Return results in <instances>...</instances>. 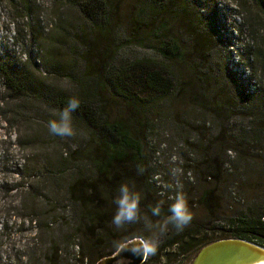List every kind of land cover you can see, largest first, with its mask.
Returning a JSON list of instances; mask_svg holds the SVG:
<instances>
[{
	"label": "rangeland",
	"instance_id": "374dc122",
	"mask_svg": "<svg viewBox=\"0 0 264 264\" xmlns=\"http://www.w3.org/2000/svg\"><path fill=\"white\" fill-rule=\"evenodd\" d=\"M190 1H174L159 20L167 24L170 36L188 50L192 48V40L201 44L205 39V25L219 29L220 40L209 60L205 50L201 60L199 49L196 59L188 60L198 66L210 61V74L217 79L210 78L204 86H193L187 78L188 66L173 67L182 82L185 80L191 86L185 87L179 98L164 103L161 114L153 117L156 128L146 140V155L157 172L153 176L158 177L157 183L173 182L170 191L176 192L172 169H179L176 178L183 182V177L193 178V189L186 197L195 223L208 225L218 220L222 226L223 222L238 217L246 206L264 205V123L234 119L228 124L231 129L219 133L224 121L214 113L202 114L198 109L200 106L215 109L217 94L232 90L225 76L236 86L253 75V70L241 63V52L246 47V56L247 48H255L264 38V15L251 0H198L192 4L195 10ZM113 5L118 32L122 29L120 32H127L131 17L138 11V0H114ZM202 12L209 14L208 17L213 15L214 21L208 18L204 24L199 17ZM80 19L78 10L63 0H0V59L15 64L27 82H43L40 92L52 91L56 95L72 90L66 79L49 78L45 66L46 61L71 66L66 62L73 59L68 33L74 32L73 27L80 25ZM135 51L151 55L149 50ZM257 81L264 90V71ZM109 105L113 111L124 114L122 102H109ZM53 109L56 108L30 97L11 98L0 82V264L97 262L90 259L93 252L87 245L102 232L98 231L96 237L84 235L87 231L75 217L76 206L70 200L73 195L85 194L88 184L85 187L80 184L73 194L68 189L74 179L86 176V163L74 161V153L78 159L82 155L86 160L83 155L89 151L97 154L100 151L89 142L83 124L72 121L76 133L72 137L52 135L48 122L56 118ZM124 115L129 116L126 111ZM228 145L234 150L225 149ZM215 153L219 155L218 161H212ZM211 171L214 177L223 178L203 184L199 177H207L206 172ZM132 188V191L137 189ZM208 189L217 192V198L213 196L208 204L216 214L213 220L208 218V208L196 203L201 192ZM117 195H105V205L113 212L108 223L112 231L122 233L125 226L133 227L134 239H139L137 234L156 237L157 232L170 228V224L164 226V221L158 225L151 223L149 227L143 219L145 215L140 213L139 221L117 229L112 224ZM199 251L187 254L183 263L191 264ZM170 262L163 257L159 264H177Z\"/></svg>",
	"mask_w": 264,
	"mask_h": 264
},
{
	"label": "trees",
	"instance_id": "16d2710c",
	"mask_svg": "<svg viewBox=\"0 0 264 264\" xmlns=\"http://www.w3.org/2000/svg\"><path fill=\"white\" fill-rule=\"evenodd\" d=\"M63 1L76 8L81 18L80 25L73 27L74 32L68 33L70 34L68 38L72 42L70 54L73 59L66 61L70 63V67H64L63 62L55 65L46 61L45 73L53 80L66 79L72 90H64L56 95L52 91L40 92V88L44 86L43 82L38 80L27 82L17 72L15 64L2 59L0 82L13 99L30 97L57 110L67 106L69 97L79 98L80 107L72 113V121L83 124L89 142L98 148L100 153L89 151V154L83 155L86 160L82 159V155L78 159L74 153L72 156L74 161L86 163L84 165L86 176L74 179L68 191L73 194L77 186L81 184L85 187L84 184H88L85 194L73 195L70 200L76 206L75 217L79 223H83L87 231L84 235L96 237L98 231L102 232L99 237L91 238L87 245L93 252L90 259L97 261L95 263L97 264L110 257L121 245L134 239L133 227L130 229L125 226V230L118 233L108 226L113 212L105 205L107 204L105 195L110 194L113 197L118 194L121 184L127 183L129 188H137L136 191L141 196L140 213L147 216L153 225H158L169 215L168 207L173 201L168 197L174 196L175 191H170L164 182L157 183L158 179L153 177L157 172L150 165L151 160L147 158L146 140L155 132L153 117L161 114L162 105L173 98H179L182 90L191 86L185 80L182 82L173 67L188 66L187 78L192 81L193 86L195 84L204 86L211 80L210 78L217 79L210 74L208 60L220 40V33L219 29L212 25L208 24L207 27L205 25V39L201 40V44L192 40V48L184 49L170 36L167 24L159 20V16L167 13L177 0H138V11L131 17L127 32L126 30L120 32L123 29L118 32L119 27L114 22L117 20L113 9L114 0ZM197 1L191 0L189 5L197 4ZM251 1L264 15V0ZM208 16L209 14L205 15V12L199 15L204 24L205 19H212V22L215 19L213 15ZM62 29L64 30L63 27ZM32 30L33 28L31 32ZM252 34L256 35V31L252 30ZM198 49L201 51V60L204 50L205 53H209L207 62L205 60L206 63L201 66L190 64L188 61L196 59ZM135 50L143 52L149 50L151 55ZM245 51L246 47L244 52H241L243 53L241 63L252 69L253 75L246 82L240 85L237 83L236 86L232 79L224 75L232 90L217 94L218 101L215 109L213 108L214 111L208 110L205 106L198 109L202 114L214 113L224 121L219 126L221 128L219 133L228 128V124L234 119H251L256 123L257 121L264 123V90L257 81L261 79V72L264 71V38L255 48L249 46L246 56ZM220 83L225 82L219 81ZM200 95L203 99V94ZM109 102H122L129 116L124 115L125 111L124 114L113 111ZM215 138L217 136L213 138L216 141ZM225 149L234 150L232 145L226 146ZM218 159L219 155L215 153L212 161ZM137 165L144 168L143 174L139 173ZM214 175L211 171L206 172L207 177L199 178L203 184L223 178ZM183 179L185 182L179 181L186 195L192 191L191 184L194 181L193 178L191 181L187 177ZM161 193L164 195H160ZM215 193L217 194L215 189L204 190L196 200L197 205L208 208V218L212 220L216 214L208 204ZM160 200L164 201L162 213L160 217H156L151 214L150 206H154ZM218 222L220 221L215 220L208 225H199L191 220L182 231H177L171 225L168 230L157 232V252L148 255L144 264H159L163 257L168 262L184 264L183 259L187 254L222 239H242L264 248V205L252 203L246 206L238 217L223 222L222 226ZM137 235L139 239L145 237ZM81 253L84 255V250Z\"/></svg>",
	"mask_w": 264,
	"mask_h": 264
},
{
	"label": "clouds",
	"instance_id": "9594fccd",
	"mask_svg": "<svg viewBox=\"0 0 264 264\" xmlns=\"http://www.w3.org/2000/svg\"><path fill=\"white\" fill-rule=\"evenodd\" d=\"M80 107V100L76 96L68 98L67 106L63 109H53V115L56 117L48 122V129L52 135L60 137H72L76 133L72 127V113ZM140 174H143L144 168L137 165ZM179 174V169H172V176L175 180L176 192L174 196L168 198L173 202L168 207V213L164 217V226L172 225L177 231H182L193 219V214L189 209L188 201L182 188L183 185L176 177ZM158 179V177H156ZM166 187H173L172 184ZM160 195H164L161 193ZM140 200L141 196L138 192L132 191L127 183L120 185L118 195L114 203L116 212L112 219V224L117 228H122L125 224L137 222L141 219L140 215ZM163 200L158 201L154 206H150V211L153 216L160 217L162 213ZM145 223L151 227V221L147 216L143 217ZM141 242L134 254H140L144 257L154 255L158 249V239L154 236L141 237Z\"/></svg>",
	"mask_w": 264,
	"mask_h": 264
},
{
	"label": "water",
	"instance_id": "95a60500",
	"mask_svg": "<svg viewBox=\"0 0 264 264\" xmlns=\"http://www.w3.org/2000/svg\"><path fill=\"white\" fill-rule=\"evenodd\" d=\"M141 239H133L121 245L100 264H143L144 256L134 254ZM191 264H264V248L242 239H222L203 247Z\"/></svg>",
	"mask_w": 264,
	"mask_h": 264
},
{
	"label": "built area",
	"instance_id": "2783aa9c",
	"mask_svg": "<svg viewBox=\"0 0 264 264\" xmlns=\"http://www.w3.org/2000/svg\"><path fill=\"white\" fill-rule=\"evenodd\" d=\"M188 180L189 181H191L192 180V178L191 177H188ZM159 185V184H158ZM171 196H173V195H171ZM169 199V198H168ZM145 260H146V258H145ZM145 263V261L143 262V264Z\"/></svg>",
	"mask_w": 264,
	"mask_h": 264
},
{
	"label": "flooded vegetation",
	"instance_id": "af4514ba",
	"mask_svg": "<svg viewBox=\"0 0 264 264\" xmlns=\"http://www.w3.org/2000/svg\"><path fill=\"white\" fill-rule=\"evenodd\" d=\"M116 264H126V262H124V261H120V262H118V263H116Z\"/></svg>",
	"mask_w": 264,
	"mask_h": 264
}]
</instances>
